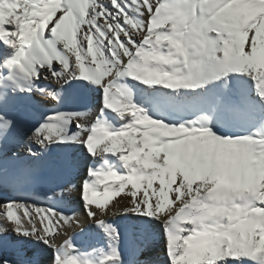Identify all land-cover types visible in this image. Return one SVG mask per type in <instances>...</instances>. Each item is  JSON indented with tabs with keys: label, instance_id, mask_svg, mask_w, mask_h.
Listing matches in <instances>:
<instances>
[{
	"label": "snow or ice",
	"instance_id": "6c2138e0",
	"mask_svg": "<svg viewBox=\"0 0 264 264\" xmlns=\"http://www.w3.org/2000/svg\"><path fill=\"white\" fill-rule=\"evenodd\" d=\"M0 264H264V0H0Z\"/></svg>",
	"mask_w": 264,
	"mask_h": 264
},
{
	"label": "bare ground",
	"instance_id": "6f19581e",
	"mask_svg": "<svg viewBox=\"0 0 264 264\" xmlns=\"http://www.w3.org/2000/svg\"><path fill=\"white\" fill-rule=\"evenodd\" d=\"M75 183H79V181H74ZM49 187L52 185H48ZM119 199V198H117ZM115 201H113L114 203ZM93 210L98 211V209H95L94 206ZM109 208H111V204L108 205ZM63 210L66 215L73 216L74 215V220L79 222L80 227H83L86 232H90L91 230V221L88 220L85 209L80 202L79 199V191H73L71 194L65 195V204L63 206ZM114 211H121L122 209H113ZM104 218V217H101ZM80 227H77L76 223H72L71 226L65 225L62 229V231L59 233L57 237V243L62 241L63 239H67L69 235H73L75 233L80 232ZM86 238V237H85ZM94 239V235L91 239H89V243H92V240ZM86 240V239H85ZM78 242H82V239H78ZM61 243V242H60ZM85 244V243H83ZM96 244V243H95Z\"/></svg>",
	"mask_w": 264,
	"mask_h": 264
}]
</instances>
